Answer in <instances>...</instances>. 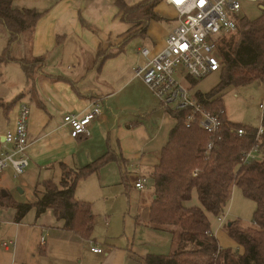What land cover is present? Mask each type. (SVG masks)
Instances as JSON below:
<instances>
[{
    "label": "crops",
    "instance_id": "obj_1",
    "mask_svg": "<svg viewBox=\"0 0 264 264\" xmlns=\"http://www.w3.org/2000/svg\"><path fill=\"white\" fill-rule=\"evenodd\" d=\"M116 1L12 0L16 9L41 13L32 33L24 34L14 45L12 56L42 57L43 63L33 68L31 83L18 62L0 65V114L4 116L0 118L5 124L0 129V149L2 135L15 125L19 105L27 103L30 109L29 164L20 176H14L10 167L0 172V188L11 195L13 183L36 187L43 180L61 176V162L82 166L107 150L118 160L105 162L79 179L75 187V196L91 204L94 227L88 238L65 229L51 209L37 215L33 206L19 221L14 219V207L0 209L2 241L14 242L2 245L3 264H143L146 254H166L173 247L169 231L145 223L149 212L140 204L152 193L150 173L175 120L134 72L147 61L139 52L141 47L133 56L125 50L130 39L146 37L148 27L143 36L136 34L131 23L121 20ZM123 1L133 5L140 0ZM172 28L156 43L145 40L153 45L151 56L164 47ZM7 40L0 25V54ZM100 50L113 55L99 63ZM93 102L99 104L100 114L91 120L86 134L71 137L65 117L87 112ZM121 174L128 177L127 191L120 182ZM142 175L146 183L139 189L133 181ZM110 186L116 196L124 194L128 203L130 196L135 200L131 212L129 207L122 215L121 229L112 225V214L97 212L95 205L102 189ZM186 204H199L195 189ZM208 217L213 219L210 213ZM98 224L105 226L104 232L96 231ZM218 225L217 220L211 222L214 235ZM96 244L102 251L91 250Z\"/></svg>",
    "mask_w": 264,
    "mask_h": 264
},
{
    "label": "trees",
    "instance_id": "obj_2",
    "mask_svg": "<svg viewBox=\"0 0 264 264\" xmlns=\"http://www.w3.org/2000/svg\"><path fill=\"white\" fill-rule=\"evenodd\" d=\"M161 1L140 0L129 5L117 0L116 5L121 20L131 23L132 30L143 36L151 21L163 20L155 12ZM40 16L41 13L34 9L14 8L12 0H0V25L8 34L6 46L0 54V65L18 62L27 83L32 82L33 68L41 65L43 58L16 59L12 50L24 34L32 33ZM236 34L235 41L223 38L219 46L223 62L216 87L195 95L206 109L221 110V127L212 140V147L207 150L210 137L196 122L186 125L187 110L166 108L175 124L150 173L152 193L145 197L146 201L142 200L140 206L148 209L147 225L170 232L173 247L166 254H146L142 258L143 264H264V100L258 127L262 132L258 137L257 127L228 120L221 105L222 92L228 86L264 81V11L252 19L239 17ZM97 55L101 63L113 54L100 50ZM239 128L244 130L241 135L237 132ZM254 144L262 159L242 161ZM111 160L118 158L113 151L107 150L82 166L61 162L60 179L41 181L42 188L35 189L33 201H16L9 193L3 195L0 188V209L14 207L15 221L22 219L33 206L37 215L51 209L55 217L63 221L65 229L88 238L94 227L91 204L75 196V187L79 179L96 172ZM120 182L127 191L129 181L126 174H121ZM233 185L255 202L253 226L243 227L235 220L224 224L228 235L237 244L234 249L219 245L208 217V213L213 217L223 214ZM193 189L197 192L199 204L187 205Z\"/></svg>",
    "mask_w": 264,
    "mask_h": 264
},
{
    "label": "built area",
    "instance_id": "obj_3",
    "mask_svg": "<svg viewBox=\"0 0 264 264\" xmlns=\"http://www.w3.org/2000/svg\"><path fill=\"white\" fill-rule=\"evenodd\" d=\"M240 1L259 2L264 0H166L177 12L176 25L165 37L164 47L155 55L146 47L139 49L140 54L147 58L143 66L136 67L134 72L150 88L159 103L172 110H187L186 125L196 122L209 138L207 150L213 143V138L221 127V110L206 109L196 97H193L189 87L178 79L180 74L193 80H199L210 73L220 70L223 57L219 46L224 37L235 34L239 17ZM183 69V72H182ZM264 100V99H263ZM263 103V101H262ZM262 103L259 107L262 109ZM100 114L99 104L93 102L83 114H68L65 117L73 138L87 133L91 120ZM30 109L27 103H21L15 125L2 135L3 147L0 149V172L10 167L14 176L24 173L29 164L27 154L28 121ZM238 134L244 130L239 128ZM262 132L258 128L256 137ZM262 159L256 144L247 150L242 161ZM146 176L137 177L133 184L143 188ZM216 220L222 224L223 217ZM14 242L2 241L3 246H11ZM92 251L100 252L102 248L92 245ZM14 264V263H13Z\"/></svg>",
    "mask_w": 264,
    "mask_h": 264
},
{
    "label": "rangeland",
    "instance_id": "obj_4",
    "mask_svg": "<svg viewBox=\"0 0 264 264\" xmlns=\"http://www.w3.org/2000/svg\"><path fill=\"white\" fill-rule=\"evenodd\" d=\"M260 5H262V8ZM262 11H264V2L260 4L259 2L240 1V9L236 12V14L238 17H247L252 19L261 15ZM155 12L162 17L163 20L151 21L148 26L146 37H135L127 42L125 50H130V56H133L134 53H136V49L138 47H146L148 49L153 47L152 44L149 46L146 41L149 43H156L176 24L175 20L177 12L172 6L166 4V0H163L156 6ZM231 38L235 41L237 39V34L235 33L224 37L226 41H229ZM178 72V79L185 86L189 87V91L193 97H196L195 95L197 93H207L214 89L220 79L219 71L210 73L206 77L199 80H193L182 76V73L180 74V68H178ZM152 98L153 102L158 103L154 97ZM263 98L264 81L260 83L253 81L243 86H228L225 88L221 96V105L223 106L228 120L234 123L258 128L261 125L262 117V109L259 107V104L262 103ZM0 116L2 115L0 114ZM2 117L4 118V116ZM3 118H0V129L5 125ZM59 179L60 175L55 177L54 181H58ZM86 179L88 180L90 178ZM82 183H84V181ZM13 184L9 187V192L11 193V196L19 202L33 201L36 198L35 189L42 188L40 184L36 187L32 185L26 186L25 188L21 185ZM114 189L115 188L113 186L106 188V190L102 189L103 195L97 199L95 205L97 212L105 211L112 214V225L116 224V228L121 229L123 219L122 215L129 207L131 212L132 205H134L135 200L132 196H130V201L128 203L127 197L124 194L116 196ZM254 208L255 202L244 196L238 186L233 185L230 198L224 206L223 214H221L223 217V223L214 229L220 246L224 248H237L236 242L228 235L224 224L235 220L243 227L253 226ZM216 218L217 217L214 216L213 219H211V222L213 223ZM104 228L105 226L103 224H98L96 231L100 233L104 232ZM3 239H5V237H3V228L0 226V264H3L5 261V253L1 243Z\"/></svg>",
    "mask_w": 264,
    "mask_h": 264
},
{
    "label": "water",
    "instance_id": "obj_5",
    "mask_svg": "<svg viewBox=\"0 0 264 264\" xmlns=\"http://www.w3.org/2000/svg\"><path fill=\"white\" fill-rule=\"evenodd\" d=\"M2 141L4 140L3 138L1 139ZM20 189V188H19ZM21 190V189H20ZM22 191V190H21ZM1 193L3 194V195H6L7 194V191L5 190V189H1ZM229 223V222H228Z\"/></svg>",
    "mask_w": 264,
    "mask_h": 264
}]
</instances>
